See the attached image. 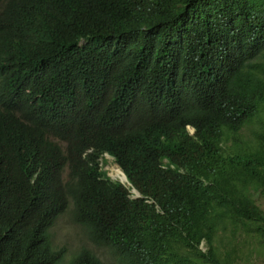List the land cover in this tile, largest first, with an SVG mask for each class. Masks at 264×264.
I'll use <instances>...</instances> for the list:
<instances>
[{"label":"trees","instance_id":"trees-1","mask_svg":"<svg viewBox=\"0 0 264 264\" xmlns=\"http://www.w3.org/2000/svg\"><path fill=\"white\" fill-rule=\"evenodd\" d=\"M259 200L264 0H0V264H264Z\"/></svg>","mask_w":264,"mask_h":264},{"label":"rangeland","instance_id":"rangeland-1","mask_svg":"<svg viewBox=\"0 0 264 264\" xmlns=\"http://www.w3.org/2000/svg\"><path fill=\"white\" fill-rule=\"evenodd\" d=\"M189 129L192 132V128L189 127ZM104 168L107 170L108 174H111L108 165H105ZM112 168L115 170L116 174L120 172L118 169H115V167ZM66 173H67V169H65L64 175H66ZM116 176L124 179V175L117 174ZM259 202L264 207V201L259 200ZM78 228H79L78 225L75 224L71 218L70 207H68L58 216L53 227L51 228V232L53 233V243L58 244L64 239V241L67 242L70 246H76L79 243L81 237L78 234V230H77ZM235 242H236L235 238L232 237L227 243V245H230L228 249L231 250L232 252H234L233 243ZM89 247L91 249H94L98 255H101L100 249H96V247L93 246L92 244Z\"/></svg>","mask_w":264,"mask_h":264},{"label":"clouds","instance_id":"clouds-1","mask_svg":"<svg viewBox=\"0 0 264 264\" xmlns=\"http://www.w3.org/2000/svg\"><path fill=\"white\" fill-rule=\"evenodd\" d=\"M188 128H189V126H188ZM190 131H191V130H190ZM104 158L107 159V163H106L105 165H108V167H110V165H117V166L119 167V165L113 161V158H112L108 153H105V154H104ZM105 165H104V166H105ZM119 168H120V167H119ZM65 169H67V172H68V168L66 167ZM120 170L123 172V170H122L121 168H120ZM106 171H107V170H106ZM64 172H65V171H64ZM123 173H124V172H123ZM123 173H122V174H123ZM66 174H67V173H66ZM107 174H108V173H107ZM124 174H125V173H124ZM108 175L111 177L110 174H108ZM63 176L65 177L66 175H64V173H63ZM125 176H126V175H125ZM111 178L120 181V180H119L120 177H115V178L111 177ZM121 179H123V178H121ZM123 180H125V179H123ZM120 182H121L123 185H125V186H130V182L128 181L127 176H126V180H125V181H123V182L120 181ZM133 189L136 190V189L133 188V186H132L131 189H130L131 192H133ZM137 192H138V191H137ZM138 193H139V192H138ZM134 195H135V193L133 192V197H138V196H134ZM139 196H140V195H139ZM68 207H70V211H71V208H72V202L69 203ZM68 207H67V208H68ZM67 208H66V209H67ZM66 209H65V210H66ZM65 210H64V211H65ZM61 213H62V212H61Z\"/></svg>","mask_w":264,"mask_h":264},{"label":"bare ground","instance_id":"bare-ground-1","mask_svg":"<svg viewBox=\"0 0 264 264\" xmlns=\"http://www.w3.org/2000/svg\"><path fill=\"white\" fill-rule=\"evenodd\" d=\"M140 89V88H139ZM137 122V121H136ZM140 124V123H139ZM141 125V124H140ZM138 126V125H137ZM112 167H115V169H118L120 172L119 173H117L118 175H123L122 174V171L120 170V168L117 166V165H110V167H109V169H110V172H111V174L112 175H117L116 174V172H115V170L112 168ZM130 192H131V190H130Z\"/></svg>","mask_w":264,"mask_h":264},{"label":"water","instance_id":"water-1","mask_svg":"<svg viewBox=\"0 0 264 264\" xmlns=\"http://www.w3.org/2000/svg\"><path fill=\"white\" fill-rule=\"evenodd\" d=\"M123 173V172H122ZM111 175V177H113V178H115L112 174H110ZM123 175H124V179L126 180V176H125V174L123 173ZM119 180L120 181H125V180H123V179H121V178H119ZM133 192L135 193V195L134 196H139V193L137 192V190H134L133 189Z\"/></svg>","mask_w":264,"mask_h":264}]
</instances>
